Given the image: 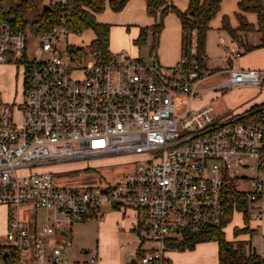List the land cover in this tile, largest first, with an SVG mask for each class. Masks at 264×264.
Instances as JSON below:
<instances>
[{
  "label": "built area",
  "instance_id": "2783aa9c",
  "mask_svg": "<svg viewBox=\"0 0 264 264\" xmlns=\"http://www.w3.org/2000/svg\"><path fill=\"white\" fill-rule=\"evenodd\" d=\"M69 33L62 21L33 33L40 51L27 60L26 27L0 19V65L20 67L22 79L20 100L8 103L0 94V207L8 210L0 264H67L68 230L99 221L107 203L133 209L157 242L135 264H169L165 252L177 251L169 238L221 227L228 181L245 194L249 218L264 215V103L222 119L211 101L196 105L210 92L264 90V69L230 68L206 86L212 72L196 59L192 31L191 46L170 67L155 51L144 58L108 46L104 55L91 42L60 43ZM238 57L231 50L230 58ZM81 58L89 64L78 67ZM113 158L127 162L110 166L128 167L89 186L59 183L58 172L46 169ZM29 204L44 214L26 227L21 207ZM235 212L243 216L233 202ZM85 262L98 264L97 252Z\"/></svg>",
  "mask_w": 264,
  "mask_h": 264
},
{
  "label": "rangeland",
  "instance_id": "374dc122",
  "mask_svg": "<svg viewBox=\"0 0 264 264\" xmlns=\"http://www.w3.org/2000/svg\"><path fill=\"white\" fill-rule=\"evenodd\" d=\"M16 2V0H15ZM13 0H2L1 4L4 9H7L10 5H14L15 3ZM43 4H48V0H37V7L35 11H28L27 12V19L30 21L34 14L38 13V10ZM139 7V6H138ZM222 12L223 14H227L230 17V20L235 23V16L234 13L237 9V0H223L222 2ZM141 11V6L139 7V12ZM125 12L132 18L136 11L134 10L131 13H128L126 10ZM120 15V19H116V15ZM220 14V13H219ZM123 13H114L111 10H106L102 12L99 16V20L106 21L105 23L110 24L111 29L109 33V40L108 46L111 51H116L120 48H125L130 54H139L144 58L148 57L151 43L153 41V36L151 34L150 25H148L147 31V39L145 44L136 45L134 40L136 39L134 32H136V27L131 26L129 28L126 27L127 24L129 25H136L137 23H145L147 25L148 21L145 19V13L142 11L141 15L143 16V21L134 22L133 19H130L127 23V20H123ZM221 14L215 18L212 22L213 29L208 32L207 39H206V46L205 51L208 56L217 59L224 56V49L223 44L220 41V38L227 40L225 34L218 32L217 28L220 25ZM136 23V24H135ZM164 27V28H163ZM161 28V31L158 36V42L155 47L158 52V60L162 65H171L167 57L172 55V47L171 44L173 40H177V37L180 36V26L177 16L173 12H169L165 19L164 24ZM163 29V30H162ZM245 34H239L240 40L243 42L246 41L244 38ZM94 39V33L91 30H85L81 33H69L67 39L65 36H60L59 42L65 43L66 40L71 45L77 46H84L89 44ZM194 45H195V37ZM236 42V41H235ZM237 43V42H236ZM238 45V43H237ZM62 50V49H60ZM40 51V38L33 34L28 26H26V59L32 60L36 58ZM243 53V52H241ZM46 54H43L41 58H44ZM81 63L78 67H83L89 64V60L87 58H81ZM215 61V60H214ZM219 63H221L219 61ZM238 66L243 69H264V46L259 47L256 49L251 50V52L243 53L241 55L240 60L237 62ZM262 64V66H261ZM226 75H214V72L211 74V82L215 79L221 80ZM263 91V90H262ZM261 91V92H262ZM260 92L259 89L250 88V90H246V92L233 91L230 94H224L223 97L217 98L213 104L216 108L215 115H219L218 119H222L223 117H231L233 114H239L241 110L247 108L249 103L246 102L248 98L252 95H258ZM0 94L3 100L8 103H11L14 99L15 101L20 100L22 94V79H21V68L15 65H0ZM250 96V97H249ZM260 99H264V94L261 96ZM244 101V102H243ZM241 102L244 103V107L241 109L239 108L236 113L235 110H228L227 106H233L235 104H240ZM228 110V113H224V111ZM233 112V114H232ZM241 114V113H240ZM126 159L117 160L113 159H106V160H90V161H79V162H67L62 163L61 165L57 166H50L47 167V170L52 172H58L54 175V179L57 180L59 183L66 184V185H75V186H89L103 179H108L117 175L119 172L124 171L128 165L124 166H110L114 164L126 163ZM88 167H94L95 170H87ZM25 173L28 170L24 171ZM240 188H244L243 185L239 184ZM5 208V207H3ZM123 214L121 209L115 208L112 204L107 203L104 205L103 210L106 211L105 215L101 217V224L98 221L92 219L83 223H77L72 226V238L73 246L69 250L68 264H81V260L79 257V253L86 249L88 252H92L98 250L99 253L102 251V241L101 239L104 238L105 231L108 232L107 237L111 243L112 249L118 252L120 256H123L126 249H129L132 246V242L135 239L133 233L129 235L118 233V230L122 228L121 220L123 218L127 219L129 222L131 221L132 216L134 217L133 211L129 208ZM24 210L26 212H24ZM7 208L4 210H0V244L6 243L5 240V227L4 221L6 222L7 219ZM44 211L42 209L35 208L33 205H26L21 207V219L24 222L26 227H31L35 223L40 222L41 217L43 216ZM126 215V216H125ZM128 215V216H127ZM124 220V219H123ZM105 224V230L103 231V222ZM127 221V222H128ZM240 223H245L244 218L239 216L238 214L233 216L232 220L224 226V234L228 235L229 228H233V226H239ZM124 229V228H123ZM119 234L117 237L116 235ZM142 234L148 238V234L145 230H142ZM71 241V242H72ZM253 244H256V238L253 240ZM213 243L214 241H206L203 243ZM215 243V242H214ZM124 244L126 249H121L120 245ZM78 259V260H76ZM84 264V263H83Z\"/></svg>",
  "mask_w": 264,
  "mask_h": 264
},
{
  "label": "trees",
  "instance_id": "16d2710c",
  "mask_svg": "<svg viewBox=\"0 0 264 264\" xmlns=\"http://www.w3.org/2000/svg\"><path fill=\"white\" fill-rule=\"evenodd\" d=\"M15 2V0H13ZM129 0H66L64 4L48 3L49 9L42 6L38 13L29 21L28 11H35L37 0H16L14 5L7 9L2 7L0 0V19L13 22L16 26L26 27L35 34L48 33L54 26L63 25L72 33H81L91 30L94 39L91 44L107 54L110 24L98 22L96 14L102 13L106 7L113 12L121 11ZM146 14L154 19L150 25L153 41L150 51H155L158 36L163 27V18L173 12L181 25V50L191 46V31L194 32L196 59L204 66L206 52V34L210 29L209 22L220 10L221 0H188L187 7L180 10L172 0H144ZM246 13H255L256 28L246 20ZM235 17L238 20L236 27H231L227 15L222 17V29L242 48L243 53L264 46V0H239ZM255 28L258 34L257 42L242 41L239 34L252 32ZM147 34L145 28H140L134 40L136 45L145 44ZM258 105L252 107L255 109ZM236 203L238 211L243 212L245 223L248 222V209L245 194L238 192L233 183H225L222 203L223 215L221 227H224L232 218V203ZM221 227H205L195 232L181 231L176 237L169 238L166 244L177 247V251L191 250L197 243L215 241L218 246V264H264V257L255 251L249 250L248 244L243 241L229 242L224 237ZM249 231V229L246 228Z\"/></svg>",
  "mask_w": 264,
  "mask_h": 264
},
{
  "label": "crops",
  "instance_id": "0c3cea01",
  "mask_svg": "<svg viewBox=\"0 0 264 264\" xmlns=\"http://www.w3.org/2000/svg\"><path fill=\"white\" fill-rule=\"evenodd\" d=\"M238 1L239 0H237V2ZM222 2H223V0H221V3H220V10L214 16V18H212L210 20V22H209L210 29L207 31V34H208V32L213 29V27H212L213 20H215V18H217L221 14L220 25L218 26L217 30H218V32L225 34V36L227 37V40L220 38V41L223 44L222 46L224 49V56L221 58L214 59V58L208 56L206 53L205 62H204V67H206L212 73L214 72V75H223V74L226 75V71L228 69L240 68L238 66L237 62L240 60L241 55L243 54V53H241L242 48L239 47V45H237L235 40L229 35V33L226 30L222 29V17H223V15H227V14L221 13L222 12V7H221ZM172 3L175 6H177L180 10H184L187 7L188 0H172ZM138 6L139 7L141 6L140 12H139ZM106 10H110V9L108 7H106L103 12H105ZM125 10L128 13H131L135 10L136 13L132 18H130V14L128 15L125 12ZM142 11L146 15L145 19H147V21H148L147 25H144L145 23H142V22L137 23V24L135 23L136 25H129V24L126 25L127 28H129L131 26L136 27V32H134L133 36L137 37L140 28H145V31L147 33L148 25L152 24L154 22V19L146 14L144 0H129L121 11L114 12V13H120V12L123 13L124 12L123 20H127V23H128V22H131V21H129L130 19H133L134 22L143 21L142 20L143 16L141 15ZM236 11H237V9H236ZM100 14L101 13L96 14V20L98 22L105 23L106 21L98 19V16ZM166 15L163 18V24H164V19H165ZM227 16L229 19L228 21H229L230 26L236 27L238 25V20L236 19V17H235V19H236L235 23H233L230 20L229 15H227ZM234 16H235V13H234ZM245 17H246V20L249 23L253 24L254 27L256 28V15H255V13H246ZM116 19H120L119 14L116 15ZM178 21H179V19H178ZM179 26H180V31H181L180 21H179ZM255 28L252 32H248L247 34L245 33V36H244L245 40H248L249 42H257L258 34L256 33ZM110 29H111V27H110ZM207 34H206V39H207ZM242 34L244 35V33H241V35ZM171 47L173 49L172 55L170 57L166 58L167 60H169V62H171L170 63L171 65H164L166 67L173 66L180 57V54H181V32H180V36L177 37V40L176 41L173 40ZM120 49H125V48H120ZM231 50H237L239 52V57L232 60L230 58ZM249 52H251V51H249ZM134 55H136V54H134ZM155 55L158 59L157 49H155ZM219 61L221 63H219ZM261 66H262V64H261ZM241 69H243V68H241ZM251 69H257V68H251ZM210 80H212V79L209 78L206 82H204V85L211 86V85L220 81V80L215 79L211 82ZM246 90H250V88H236V89L230 90L228 92H225L224 94H230L233 91H235V92H238V91L246 92ZM259 90H260V92L258 93V95L255 94V95H252L251 97L249 96L250 98H248L246 100V102L249 103V106L247 108L241 110L240 113H243V112L251 109L252 107H254L256 105L264 103V99H260L261 96L264 94V90L263 91L261 89H259ZM224 94L218 95L216 93L210 92L204 98H202L200 101L196 102V105L208 104L210 101L213 104V102L217 98L223 97ZM243 102H241L240 104H235L233 106H227L228 110H235L234 113H236V111H238V109L244 105ZM213 106H214V104H213ZM215 110H216V108L214 106V114H215ZM228 110L224 111V113H226V112L228 113ZM232 114H233V112H232ZM216 116H219V115H216ZM90 172H92V171L90 170ZM114 207L117 209H121L123 214H125V212L128 210V208H126V207H118V206H114ZM0 210L5 211V208L0 207ZM131 210L134 213V217L132 216L131 221L129 222L127 219L124 218V215H123V218L121 220L122 228L118 230V233H121V235L125 234L126 237L130 233H133V235L135 236V239L132 242V246L129 249H126L124 244H121L120 248L126 249L127 251L125 252V254H123V256H120L118 254V252L115 251L114 249H112V247H111V243L109 241V238L111 236L108 238L107 237L108 232L107 231L103 232L104 238L101 239L102 251L100 253L98 250L92 251V252H97L98 264H135V261H136L138 255L140 253L145 252L151 248H154L157 245V242L154 239L150 238L149 236H148V238H146L142 234L143 229L138 224L136 212L133 209H131ZM105 213H106V211H105ZM237 214L239 216H242L241 213L235 212L232 215V218H233V216H235ZM98 222H99V224H101V219ZM105 224H106V222L104 221L103 222V231L105 230ZM5 226H6V222L4 221V227ZM246 228L249 229V231L246 230ZM67 234L69 235V237L71 239L72 238V227L68 230ZM118 235L119 234H117L116 237ZM62 236L63 235H60L58 237V239L61 240ZM224 237L229 242L243 241L246 244H248L249 250L255 251L258 255H260L261 257H264V215L259 219L249 218L247 223H240L239 226H233L232 230H231V228H229L228 235L224 234ZM254 238H256V242H257L256 244H253ZM214 242L213 243H211V242L210 243H203V242L197 243L195 245V247L191 250L166 251L165 257L168 260L169 264H218V246H217V243L216 242L214 243ZM72 246H73V241H72ZM72 246L70 248H72ZM70 248L67 250V254L69 253ZM76 253H79V255H80L77 258L81 259V260H79V261H81V264H83V263L88 264L85 262L87 257H88V253H89L86 249H84L83 251H80V252H76ZM68 256H69V254H68ZM76 260H78V259H76ZM68 263H69V260H68Z\"/></svg>",
  "mask_w": 264,
  "mask_h": 264
},
{
  "label": "water",
  "instance_id": "95a60500",
  "mask_svg": "<svg viewBox=\"0 0 264 264\" xmlns=\"http://www.w3.org/2000/svg\"><path fill=\"white\" fill-rule=\"evenodd\" d=\"M43 8H46V9H49L50 6L48 4H43L42 5ZM7 256V253L5 252L3 255H2V258H5Z\"/></svg>",
  "mask_w": 264,
  "mask_h": 264
}]
</instances>
